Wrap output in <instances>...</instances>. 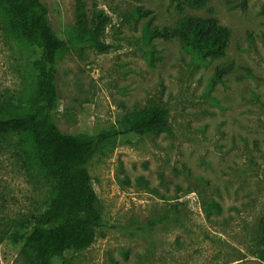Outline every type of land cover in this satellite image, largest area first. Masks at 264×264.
Instances as JSON below:
<instances>
[{"label": "rangeland", "instance_id": "1", "mask_svg": "<svg viewBox=\"0 0 264 264\" xmlns=\"http://www.w3.org/2000/svg\"><path fill=\"white\" fill-rule=\"evenodd\" d=\"M42 1L55 33L73 40L78 0ZM82 1L90 17L99 11L110 17L102 38L110 50L69 44L61 55L54 114L59 128L84 136L121 130L128 111L156 106L169 110L173 128L150 136L121 131L95 155L90 174L104 223L89 248L65 255L67 263L259 264L264 0H210L184 14L174 0ZM137 7L151 10L160 28L185 16L217 18L232 32L226 55L198 66L177 39L149 43L143 32L148 18L137 19ZM39 58L37 47L16 41L0 20V105H25ZM229 64L233 71L212 87L216 68ZM249 70L254 77L242 78ZM16 142L0 143V264H31L20 236L48 207L50 184ZM139 177L157 194L139 184ZM210 201L222 206L221 214L207 216Z\"/></svg>", "mask_w": 264, "mask_h": 264}, {"label": "trees", "instance_id": "2", "mask_svg": "<svg viewBox=\"0 0 264 264\" xmlns=\"http://www.w3.org/2000/svg\"><path fill=\"white\" fill-rule=\"evenodd\" d=\"M174 1L179 13L184 14L186 9L206 7L210 0ZM135 16L148 18L143 32L149 43L155 39H177L198 66L221 59L230 45L231 30L215 17L185 16L175 26L160 28L154 25L156 17L151 10L137 7ZM0 20L16 41L40 51L33 94L25 105H0V143L16 138L21 156L29 159L50 184L48 207L34 217L33 226L20 236L22 252L31 264H55L59 258L62 264H68L65 255L89 248L104 223L103 207L90 174L92 159L111 146L121 131L140 136L172 132L170 112L160 106L130 110L120 122L121 130L112 128L93 136L63 132L54 117L61 94L58 61L69 44L88 46L99 53L108 52L110 46L102 38L110 17L104 11L90 17L85 3L78 0L75 37L70 42L55 33L48 6L42 0H0ZM155 59V56L150 59L153 67ZM232 71L233 64L217 67L211 86L222 82ZM243 77L254 75L249 70ZM137 182L157 194L143 177ZM125 183L130 185L127 178ZM204 210L208 217L219 215L222 206L210 201ZM257 241V259L259 264H264V214L259 222Z\"/></svg>", "mask_w": 264, "mask_h": 264}]
</instances>
